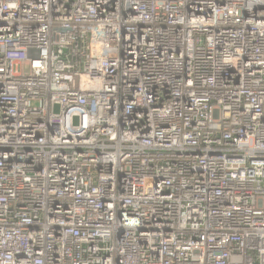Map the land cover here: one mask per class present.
I'll return each mask as SVG.
<instances>
[{
  "label": "built area",
  "instance_id": "built-area-1",
  "mask_svg": "<svg viewBox=\"0 0 264 264\" xmlns=\"http://www.w3.org/2000/svg\"><path fill=\"white\" fill-rule=\"evenodd\" d=\"M0 264H264V0H0Z\"/></svg>",
  "mask_w": 264,
  "mask_h": 264
}]
</instances>
